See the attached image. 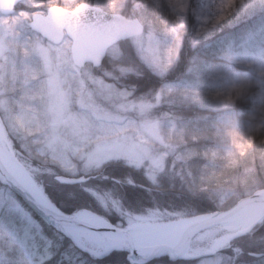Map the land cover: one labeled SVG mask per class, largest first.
Segmentation results:
<instances>
[{
    "label": "rangeland",
    "instance_id": "374dc122",
    "mask_svg": "<svg viewBox=\"0 0 264 264\" xmlns=\"http://www.w3.org/2000/svg\"><path fill=\"white\" fill-rule=\"evenodd\" d=\"M154 1L145 6L138 0H23L26 9L38 14H44L43 6L50 3L71 9L84 2L112 14L130 9L132 16L126 17L143 23L142 35L110 48L107 68L102 67L105 59L96 71L88 65L83 69L73 66L68 38L54 46L32 32L28 28L31 12L26 9L7 17L0 15V124L16 159L43 191L47 181L58 176L55 170L66 177H85L84 182L75 185L85 184L80 188L96 198L104 214L94 213L121 229L135 220H169H160L167 211L157 208L148 209L144 215L131 213L122 208L115 194L96 189V173L111 163L135 169L154 185L166 170L175 173L189 159H208L213 167L203 169L199 165L197 183L205 189L223 188L227 192L222 197L225 200L236 196V190L253 191L264 179V137L218 157L217 150L209 146H193L202 135L183 128L180 117L162 109H179L185 103L226 110L247 91L245 87L264 85V47L257 53L227 56L234 42L226 40V35L215 38L224 27L235 28L258 13H262L259 22H263L264 0ZM159 3L166 12L157 9ZM228 3L231 6L225 7ZM186 32L191 34L189 52L193 56L182 79L154 93L133 97L132 89L119 81L121 76L136 73L120 44L131 45L140 62L161 76L176 61ZM260 38L264 39V28L239 40L251 44ZM214 45L219 46L217 50L224 45L222 61L213 59ZM232 63L238 68L234 69ZM243 68L252 74L248 79L238 73ZM116 181L124 186H140L129 179ZM19 201L0 184L1 260L42 264L52 256L51 244ZM109 218L116 219L117 224ZM182 219L188 218L171 222ZM260 224L244 234L232 228V223L201 233L191 243L190 252L206 255L194 264H231L239 252L236 239L252 233ZM224 235L228 240L223 248L212 254L206 252L214 240Z\"/></svg>",
    "mask_w": 264,
    "mask_h": 264
},
{
    "label": "trees",
    "instance_id": "16d2710c",
    "mask_svg": "<svg viewBox=\"0 0 264 264\" xmlns=\"http://www.w3.org/2000/svg\"><path fill=\"white\" fill-rule=\"evenodd\" d=\"M138 1L145 6L150 5L151 1L155 2L154 0ZM50 5L57 4H45L43 7L47 9ZM158 8L166 12V8L162 3L158 4ZM21 9L26 8L23 5H19L16 13ZM26 11L34 12L29 8ZM129 11L130 9H126L121 13L124 16H132ZM260 18H263L262 13H258L256 17L246 20L235 28L228 29L224 27L221 29L220 34L215 38H221L219 36L226 35V40L234 42V48L230 50V54L227 53V56L234 55V57H239L246 54V52L257 53L264 47V39L261 38L251 44H243L239 40L241 35L247 32H255L258 27H264V20L263 22H259ZM189 35L190 38H188ZM190 39L191 34L186 32L182 37L181 47L176 61L161 76L156 75L140 62L128 42L127 46L120 44L123 52L133 62L131 65L135 67L136 71V73H129L119 77L121 85L125 88L132 89L133 97H140V95L156 92L163 85H172L176 80H181L193 56V52H189V46L191 45ZM217 47L219 46L214 45V48H212L213 52L216 53V56L213 57L216 62L223 60L221 51H225L224 45L218 48V50ZM102 67L107 68V58ZM232 67L236 69L238 65L232 63ZM241 70L238 73L244 75L246 79L252 76L251 72L246 70V68ZM245 88L247 91L242 95L239 94L226 110L220 108H217V110L202 109L186 105L185 103L181 104L179 109H176L175 106L171 108L163 106L162 109L169 111L173 116L180 117L183 122V128L193 129L195 133L197 132L202 135L201 140L193 144V146H209L217 150L218 157H226L232 150H238L240 146L246 145L251 141L258 142L264 137V85L258 87V84H256L250 88ZM199 165L203 169L213 167V163L208 161V159L199 162L196 158H192L187 160V163L179 166L175 173L169 170L161 173L162 175L157 182L151 185L146 181L143 174H140L135 169L123 163H111V165L101 168L96 173L97 175L95 177L99 178L94 181L93 186L100 191H110L112 194H115L118 200L122 202V208L129 210L131 213L137 211L139 214L144 215L147 212L146 209L156 208L167 211L166 213L168 215L162 216L160 220L176 219L178 217L189 218L191 216L211 213L212 211L225 210L232 207L242 197L251 195L254 190L264 189L263 179L253 191L240 192L236 190V196L229 197L225 200L222 197L227 192H224L223 188L205 189L197 183L199 174L196 177V170ZM58 174L60 172L55 170L54 175ZM125 179H129V181L135 182L140 186H124L121 185L122 183L116 181L123 182ZM84 185L67 186L56 183L54 179H50L44 185L43 189L47 198L51 200L58 210L65 214L70 215L81 211V209H87L103 215L104 213L100 209L96 198L82 189ZM32 217L39 226L40 232L49 240V244H51L52 256L42 264H130L126 260V254L119 251H115L102 259H92L87 253H82L78 250L61 233L59 234L52 227H47L33 214ZM109 219L113 224H117L116 219ZM234 244L239 252L235 256L233 264H264V220L252 233L236 239ZM194 263V260L169 262L166 258H159V260L148 264ZM0 264H9V262L1 260L0 257Z\"/></svg>",
    "mask_w": 264,
    "mask_h": 264
},
{
    "label": "water",
    "instance_id": "95a60500",
    "mask_svg": "<svg viewBox=\"0 0 264 264\" xmlns=\"http://www.w3.org/2000/svg\"><path fill=\"white\" fill-rule=\"evenodd\" d=\"M21 0H0V12L3 15L11 14L13 7ZM29 27L39 36L46 39L50 44H60L64 32L71 40V59L77 68H83L85 64H90L93 68L100 67L105 60L106 51L120 41L140 35L143 32V26L138 20L128 21L123 16L108 14L100 8L82 3L72 11L59 7H51L45 15L35 14L31 16ZM1 126V125H0ZM4 147L9 153L10 158L16 164L18 163L13 156L12 149L4 141ZM27 171V170H26ZM63 185H75L84 182L85 177L67 178L58 176L54 178ZM0 183L6 186L9 191L16 195L26 207L30 209L37 217H39L47 225H51L57 232L63 233L71 243H74L82 252L90 254L93 258L105 257L108 253L124 251L127 253V260L131 264H148L155 259L165 257L169 261L191 260L198 258L206 253L199 255L190 254V245L197 236H201L202 232L208 231L213 227H221L230 224L235 219L251 207L264 208V190L253 193L252 196L242 198L232 208L211 212L209 214H200V216L184 219V223L178 229H163L158 227L157 233L151 235L147 242H138L127 229H120L108 225L103 228L91 225L90 223L80 220L78 213L67 215L59 211L50 200L44 195L43 191L34 190L31 187H24L11 175L10 166L2 165L0 161ZM30 189V190H29ZM41 194V196H40ZM42 201H45L43 204ZM82 212L91 214L100 219L93 212L83 210ZM80 214V213H79ZM239 218V217H238ZM101 220V219H100ZM104 220V219H103ZM170 223H161L157 226H167ZM258 222L254 221L250 227L242 233L251 230ZM90 231L99 235L100 241L109 246L104 254H93L87 248L81 247L73 239L70 231ZM173 231L174 234L167 236L168 232ZM156 240L153 243L150 240ZM212 254V252H209Z\"/></svg>",
    "mask_w": 264,
    "mask_h": 264
},
{
    "label": "bare ground",
    "instance_id": "6f19581e",
    "mask_svg": "<svg viewBox=\"0 0 264 264\" xmlns=\"http://www.w3.org/2000/svg\"><path fill=\"white\" fill-rule=\"evenodd\" d=\"M4 141L9 144L8 138L5 137L3 127L0 126V161L2 165L6 167L10 166L11 170V175L14 177L15 180H17L20 184H22L24 187H31L29 185H32L34 190H38L40 192V187L37 186L34 181L32 180V177L26 171V169L23 168V166H19V164H16L15 162L12 161V159L9 156V153L7 152L6 148L4 147ZM18 161V160H17ZM19 163V161H18ZM21 165V164H20ZM30 190V189H29ZM41 196V194H40ZM43 204L45 201H42ZM80 220H84L87 223H90L91 225H96L101 228L105 225H108L106 221L100 220L97 217L81 212L80 214L77 215ZM239 217V218H238ZM235 221H233V226L236 227L238 231H244L248 229L254 221H259L264 217V208L263 207H251L248 208L247 210L243 211L240 216H238ZM184 223V221H179L176 223H170L167 226H154L153 222L149 221H141V220H135V222H132L128 224V231L133 237V240L138 241V242H147L150 238L151 235H155L157 233V228H163V229H158L159 231H163L165 229H178L180 226ZM232 226V227H233ZM73 235V239L75 242L78 243L79 246L87 248L90 252L93 254H104L105 251L108 250L109 246L102 241H100V237L96 233H92L90 231H70ZM174 234L173 231L168 232L167 236L169 235L170 237ZM226 236V237H225ZM148 238V240H147ZM228 236L224 235L223 238L216 239L212 242L211 244V251L215 249H221L226 245V240ZM147 240V241H146ZM153 243H157L156 240L151 239L150 240Z\"/></svg>",
    "mask_w": 264,
    "mask_h": 264
},
{
    "label": "snow or ice",
    "instance_id": "6c2138e0",
    "mask_svg": "<svg viewBox=\"0 0 264 264\" xmlns=\"http://www.w3.org/2000/svg\"><path fill=\"white\" fill-rule=\"evenodd\" d=\"M230 6H231L230 3H228V4L225 5V7H230Z\"/></svg>",
    "mask_w": 264,
    "mask_h": 264
}]
</instances>
